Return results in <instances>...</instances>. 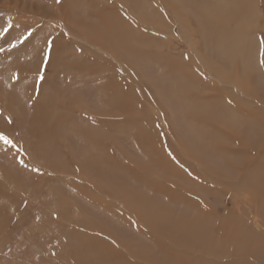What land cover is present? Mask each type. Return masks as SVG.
<instances>
[{"label": "rangeland", "instance_id": "374dc122", "mask_svg": "<svg viewBox=\"0 0 264 264\" xmlns=\"http://www.w3.org/2000/svg\"><path fill=\"white\" fill-rule=\"evenodd\" d=\"M56 1L0 0V81L4 79L6 82L0 83V135L11 141L6 143L0 139V214L10 216L8 222L0 216V264H69L68 261L74 257L68 256L67 260L60 253L62 244H67V241L68 252L78 255L77 261L81 259L79 263L91 258L92 255L87 253L92 251L105 259H113L116 264H264V151L257 150L264 145V65L259 63L257 72L260 79L254 86L248 84L250 81L243 78L244 72L238 74L232 64H227L222 75L210 74L214 83L222 84V88L224 83L229 84L227 91L240 94V101L253 108L248 116L234 113L228 117L238 129L232 130L233 135L237 133L246 147L243 151L241 146V152L236 155L229 153L230 159L233 155L237 159L232 170L218 171L213 164L196 167L194 161L212 163L210 158H218L223 151L232 149L234 143L241 140L236 139L238 136L233 137L227 143V149L217 150H211L207 143L199 144L202 138L204 142H221L225 145L213 124L207 123L210 120L207 106L194 110L196 107H192L187 100L183 104L176 100V93L182 94V90L175 89V84L179 85L185 80L182 83L190 87L188 93L191 88L195 89L193 86H200L196 82L194 85L190 83L183 70L173 71L172 67L178 69L181 61H187L190 75H193L189 78L193 80L205 74L203 66L209 68L208 62L214 69L222 67L219 62L223 61L221 57L225 56L227 46L219 44L220 55L212 50L205 35L209 22L202 20L203 17L207 18L202 14L208 11V4H213V0H138V6L137 3L134 6L128 4V0H117L128 11L124 14L129 19L126 27L130 31L129 41L123 46L113 44L115 52L105 46L109 40L112 42L110 38H102L97 43L100 25L94 22L93 17L86 15L93 11L92 4L101 7L102 0L63 1L68 26L65 29L67 35L62 38L64 40L57 38L61 32H49V28H45L49 19L64 20ZM234 1L219 0L217 6L223 11L211 10L210 14L226 16L225 28L234 37L239 51L243 48L245 34L246 46L253 47L255 58L262 60L264 0H246L248 4L244 0H236L237 9L231 8ZM130 12L136 15L139 22H143L140 32L131 24L134 16ZM82 20L87 28L76 26ZM144 26L151 28V31L159 30L158 35L148 34ZM134 29L143 38L155 39L157 47L150 50L154 55L148 58L147 64H155L153 59H159L160 77L156 82H152L155 75L150 73L157 72L156 66L148 67L149 73L143 68L140 55L147 48L144 43L134 40ZM59 42L58 52L55 46ZM129 42L137 57H123L126 66L132 70L122 80L127 89H132L130 94L134 95L127 93L123 96L125 99L129 96L128 103L132 108L129 110L133 112L127 117L121 109L112 108L109 104L108 98H115L113 89L98 91L95 87L109 84L108 79H104L101 71H98L99 67L104 68L105 72L110 71L112 77L114 74L119 78L120 69L114 60L118 53L124 54L130 49L127 46ZM98 49L102 50L101 54ZM104 52H112V59L107 58ZM72 54L73 57L69 58ZM45 57H48L47 65L43 63ZM60 57L61 71H51L49 60ZM64 59L70 63L82 59L90 70L85 74L82 64L64 63ZM249 59L247 61L254 62ZM8 67L12 70L10 77L15 73L16 79L12 77L8 81V75L6 77L2 73L9 70ZM43 67L47 85L58 91L66 86V93L59 96L56 103V95L51 92L49 95L46 90L42 107L32 110L26 108L29 105V92L35 83L30 82L37 76L39 78ZM240 77L247 81L243 86L248 87L249 94L236 87L234 80ZM114 87L117 90V87H121L120 83L116 81ZM174 89L177 92L171 94ZM139 108H145L154 122L150 108L159 111L160 121L155 122L156 126L152 125V121L148 126L141 119L144 112L142 114ZM189 111L199 114L206 121L201 120L200 123L205 125L202 129L195 126L198 128L194 135L198 140L195 141L196 148L191 140L192 135L188 137ZM35 112L38 115L34 119ZM258 113L256 125L248 122ZM96 116L97 122L94 124ZM212 122L219 124L217 119ZM82 127L91 130L96 141L97 153L94 157L103 165L99 164L97 173H92L88 167L92 149L84 146L86 142L80 130ZM149 129L154 132L151 139L145 138ZM201 132H204L203 135ZM162 142L167 144L169 159L164 154L160 155ZM143 147L155 151L161 165H168V175H162L160 170L150 172L151 167L147 169ZM207 150L211 157L205 156ZM154 153L152 160H157L153 159ZM245 160L246 164L251 160L249 167L242 166ZM34 161L38 167L34 166ZM217 162L218 166H223L222 157ZM79 163L86 167L84 171L87 173L81 179L76 174H68L78 171ZM79 171L83 173L82 168ZM194 175H200L201 179L195 181ZM203 179L217 180L221 185L213 183L210 187ZM172 188L177 191L168 200V190ZM80 241L89 251L77 246L81 244ZM145 245L148 249L143 247ZM134 254L138 257L142 255L143 259L135 258Z\"/></svg>", "mask_w": 264, "mask_h": 264}, {"label": "bare ground", "instance_id": "6f19581e", "mask_svg": "<svg viewBox=\"0 0 264 264\" xmlns=\"http://www.w3.org/2000/svg\"><path fill=\"white\" fill-rule=\"evenodd\" d=\"M64 0H59V2H58V0L56 1V4H57V6L59 7V9H60V11L63 13V16L62 17H64V20H60V21H57V20H55V19H49L48 21H49V24L48 25H46L45 26V28L46 27H48L49 29L48 30H50L49 32H61L60 33V35L57 37V38H59L60 40H64V39H62V38H65V36L67 35L66 33H65V29H68V26L66 25V23H65V19H66V15H65V12H64V10H65V8H64V2H63ZM74 1V0H73ZM103 1V4L101 5V7H98V6H95V5H93L92 4V8H93V11H89V12H87L86 13V15L87 16H90V17H93L94 18V22H96V24L97 25H100V28L99 29H97L98 31H99V33H100V35L99 34H97V43H100L102 40V38L104 39H106V37H108V38H110L111 40H112V42H110V40L108 41V44L107 45H105V46H109V48H111L112 50L111 51H113V52H115V50L116 49H114V43H116L117 45H119L120 46V44H122L121 46H123V44L124 43H126V42H128L129 40H128V38H129V28H127L126 26L128 25V23H129V19H128V17H126L125 16V14H124V12H126L127 10L121 5V4H119L118 3V1L117 0H102ZM239 1V0H238ZM62 2H63V4H62ZM218 2H219V0H213V4H211V2L208 4V7H209V9H208V11L207 12H202L203 14L202 15H206L207 16V18H205V17H203L202 18V20H206V21H208L209 22V26H208V32L206 31V33H205V35H206V38H208V41L210 42V47L212 48V50L214 51V52H216L218 55H220L219 53H218V46H219V44L220 43H224V44H226V46H227V48H226V53H225V56L224 57H221V58H223V61H220L219 63L222 65V67L220 68H217V69H214V67L212 66H210V63L208 62V64H209V68H207V67H205V66H203V69H204V72H205V74H203L201 77H199L200 79H201V81H200V79H198V80H193V79H191V78H189V77H193V75H190V68H189V64H187V61H186V63H182V61L179 63V65L181 64V66L178 68V69H176V68H173L172 67V70L174 71V70H183L184 72H185V77L188 79V81L190 82V83H194V82H196L200 87H198V86H193L195 89H192L191 88V92H189L188 93V90L190 89V87H188L187 85L188 84H186L185 86L183 85L184 83H182V82H184V81H182L181 82V84H175L176 85V88L175 89H179V90H182V94H177L176 93V96H177V102H180V103H186V100L192 105V107H196V108H193L194 110H197V109H201V108H204V107H208L207 108V111H208V116H209V118H210V120L207 122V123H212L213 124V128H215L216 130H217V132H218V134L220 133L221 134V136H222V139H223V142H224V144L225 145H223V144H220V143H217V142H215V143H213L212 141H208V142H204V141H202V138L198 141L196 138V136H194V135H196L197 134V129L198 128H196L195 126H197V127H199V129H202L205 125H202L200 122H201V120L203 119L204 120V118L203 117H201L199 114H197V113H194L193 111H189V116H188V122H187V125H188V137H189V135L191 134L192 135V142H193V144H194V146H195V148L197 147L196 145H195V143L198 141V143L199 144H202V143H207V144H209L210 146H211V150H217V149H227V143L233 138V137H236V136H238V135H233V133H232V130L233 129H235V130H238V129H236V127H234L233 126V124L231 123V120L228 118L229 116H231V114H236V115H241L242 117H245V116H248V115H250V113H248L251 109H253V108H251L249 105H247L246 104V102H243V101H240V98H241V95L240 94H238V93H229L228 91H227V87L228 86H230L229 84H227V83H224V85L225 86H223V88H222V84H217V83H214L213 82V79H212V77H210V74L211 73H215L216 75H220L221 73H222V70L224 69V68H226V66H227V64H232L233 66H234V69H235V71L238 73V74H240V73H243L244 72V77L243 78H245V79H247V81H250V83H248V84H251V85H253L254 86V84L256 83V81L257 80H259L260 79V77H259V73L257 72V68L258 67H260L259 66V63H261V66L262 65H264V54H262V60H261V58H260V60H258L257 58H255L256 56H254V54L252 53L253 52V47H251V46H246V44H247V38H246V36H245V34H244V44H243V48H242V50L241 51H239V49H238V45H237V43L235 42V40H234V37L231 35V34H229L228 32H227V30H226V28H225V22H226V20H228V18L226 17V16H224L223 14H221V13H218L217 15H212V14H210V11L211 10H218L219 12H222L223 11V9L220 7V6H217V4H218ZM244 2L246 3V4H248V1H246V0H244ZM132 4L133 6L137 3V6H138V0H128V4ZM153 3V2H152ZM255 3V2H254ZM89 4V3H88ZM154 4V3H153ZM152 4V5H153ZM251 4H252V2H251ZM231 5V4H230ZM253 5V4H252ZM56 6V7H57ZM155 6V5H154ZM156 6H159V4L158 3H156ZM155 6V7H156ZM232 7L231 8H236L237 9V7H238V2L235 0L233 3H232V5H231ZM153 7V6H152ZM227 7V6H226ZM228 7H230V6H228ZM227 7V8H228ZM98 9H100L99 11H98ZM73 10V9H72ZM90 10V9H89ZM250 10V9H249ZM95 11V14H93V12ZM128 12V11H127ZM138 13V12H137ZM130 14L131 15H133L132 14V12H130ZM139 14V13H138ZM60 15V14H59ZM202 15L200 14L199 15V17L201 18L202 17ZM134 16V18H133V20H131L132 21V25L133 26H136V28L139 30V32H140V30L142 29V26L141 25H143V22H139V19L136 17V15L134 14L133 15ZM83 18H85V15H84V13H83ZM244 19H245V12L243 13V18L241 19L242 20V22H244ZM89 25V24H88ZM76 26H78L79 28H83V27H85V28H87L88 26H87V24L85 23V22H83V20L82 21H80V22H77L76 23ZM140 26H141V28H140ZM145 27V29H146V31H147V33L149 34V33H152V34H156V35H158V32H159V30L157 31V30H154V31H151V28H149V27H146V26H144ZM60 28H62V29H64L63 31H61L60 30ZM138 30H132L133 31V33H134V40L136 41V42H138V43H140V44H142V43H144L145 44V47L147 48L146 49V51H145V47H144V50L143 51H145L144 52V54H141L140 55V57H142V61L141 62H143V68H144V70H145V72L146 73H149V71H148V67H150V66H152V65H155L156 66V68H157V72H151L150 71V73L151 74H154L155 75V77L153 76V79H151L152 80V82H156V81H158V79H159V77H160V63H159V59L158 58H154L153 60L155 61V64L152 62H150V65H148L147 63H148V58H150L151 56H153L154 54H152V52L150 51L152 48H156L157 46H156V42H155V39H153V38H151V37H146V38H143V37H141L140 36V34H138L137 33V31ZM87 31V30H86ZM84 32H85V29H84ZM103 33H105V34H103ZM142 34V33H141ZM32 37V36H31ZM30 37V38H31ZM200 37H202V36H200ZM53 38V37H52ZM88 38H89V36H88ZM87 38V39H88ZM59 39H57L58 41H59ZM203 40H204V38H203ZM54 41V40H53ZM26 42H28V41H26ZM32 42V41H31ZM86 42H88V41H86ZM55 43V42H54ZM106 43V42H105ZM149 43V44H148ZM31 44V43H30ZM58 45L60 46V42H59V44H56V46H55V50L56 51H58L59 52V47H58ZM29 46V45H28ZM127 46L128 47H130V49H127V51H126V53H124V54H122V53H118V57L116 56L115 57V60H114V62L118 65V67H119V69H120V71H119V78H117V77H115V75L113 74V77H112V74H110V71H106L105 72V69L104 68H101V67H99L100 69L98 70V71H101V73L103 74V76H104V79H108V82L107 83H109L108 85L107 84H101V85H99V86H96L95 88H97V90L99 91V90H104V91H106V88H109V90L110 89H113V96H115V98H113V97H111V98H108V100H109V104L111 105V107L112 108H119V109H121L124 113H126L125 115L127 116V117H130V115L133 113V112H131L130 110L132 109L130 106V104L128 103L129 102V100H128V97L129 96H134L133 95V93H132V95L130 94V92H133L132 91V89H127V87L125 86V84H124V81L122 80V79H125V78H127V76L126 75H130L129 73H130V70H132V69H130V66H126V64L124 63V61L123 60H125L124 58H127V59H132V57L135 59L137 56H135L134 55V53H133V50L131 49V47L133 48V46L131 45V43L129 42L128 44H127ZM247 47V48H246ZM26 48V47H25ZM97 48V47H96ZM106 48V47H105ZM104 48V49H105ZM117 48V47H116ZM119 48V47H118ZM245 48H246V51H245ZM122 49V48H121ZM141 49V48H140ZM193 49V48H192ZM136 50V49H135ZM162 50V49H161ZM264 50V49H263ZM262 50V51H263ZM98 51H99V54H101L102 53V50L101 49H98ZM104 51V50H103ZM105 51H106V49H105ZM110 51V50H109ZM142 51V52H143ZM140 52V51H139ZM105 53V52H104ZM112 53V52H111ZM110 53V54H111ZM257 53V52H256ZM106 54V56H107V58H111L110 57V54L109 53H105ZM191 54V53H190ZM3 55H5V54H3ZM13 55V54H12ZM51 55V54H50ZM73 55L74 54H72V55H70L69 56V58L71 57H73ZM4 57V56H3ZM20 57V56H19ZM56 57V56H55ZM124 57V58H123ZM138 57H139V55H138ZM6 58V57H5ZM12 58V57H11ZM46 58V57H45ZM48 58V57H47ZM46 58V60L43 62V63H46V65H47V63H48V59ZM171 58V57H170ZM233 58H237V59H233ZM252 59L254 62H252V61H247V59ZM3 59V58H2ZM8 59V58H7ZM112 59V58H111ZM166 59V58H165ZM189 59H191V55H190V57H189ZM249 59V60H250ZM14 60V59H13ZM31 60V59H30ZM140 60V59H139ZM169 60V59H168ZM171 60V59H170ZM177 60V59H176ZM204 60V59H203ZM11 61V60H10ZM64 61V63H68V64H74V63H79V64H82L84 67H85V69H84V71H86V72H84L83 71V73H87L90 69H89V67H87V65H86V62L84 61V60H82V59H80V61L78 62V61H76V62H69L68 61V59H64L63 60ZM109 61H111V60H109ZM130 61V60H129ZM150 61H152V60H150ZM3 62V61H2ZM4 62H6L5 60H4ZM62 58L60 57V58H56V59H54V58H52V59H50L49 60V68L50 67H52V68H50V70L51 71H54V70H58V71H61V70H59L61 67H62ZM193 62V61H192ZM51 63V64H50ZM140 63V62H139ZM1 64V63H0ZM2 64H4V63H2ZM146 64L148 65V66H146ZM207 64V65H208ZM216 64V63H215ZM215 64H214V66H215ZM137 65V64H136ZM176 65H177V63H176ZM191 65V64H190ZM141 66V65H140ZM1 67V66H0ZM21 67V66H20ZM27 67V66H26ZM25 67V68H26ZM115 67V66H114ZM193 67V66H192ZM13 68H16L15 66L13 67ZM18 68V67H17ZM16 68V69H17ZM24 68V69H25ZM29 68V67H28ZM151 68V67H150ZM216 68V67H215ZM5 69V68H4ZM8 69L9 70H4V71H2V73H4V74H6V77H7V75H8V81L10 80L9 78H15L14 76H15V73L14 74H12V75H14V76H12V77H10L11 76V73H12V70H10V67H8ZM12 69V68H11ZM19 69V68H18ZM36 69V68H35ZM170 69V68H169ZM240 69H241V72H240ZM262 69V68H261ZM20 71H21V69H19ZM49 70V71H50ZM171 69L168 71L170 74H171V71H172ZM199 70V69H198ZM264 70V69H263ZM20 71H18V72H20ZM34 71V70H33ZM153 71V70H152ZM1 72V71H0ZM24 72V71H23ZM48 72V71H47ZM118 72V71H117ZM116 72V73H117ZM129 72V73H128ZM167 72V71H166ZM167 72V73H168ZM201 72H203V71H201ZM228 72V71H227ZM232 72H234V70L232 71ZM1 73V74H2ZM20 73H22V72H20ZM33 73V72H32ZM40 74V76H39V78H37L36 77V79L35 80H33V82H30V83H34L33 84V89H31V91L29 92V95H28V103L27 104H29L28 105V107H26V108H32V110H33V108L35 109V110H37L38 108H41L42 107V105H41V103L42 102H44V96L43 95H46V90H47V94H49V95H51V94H55L56 95V97L55 98H57V100H56V103H58V97L59 96H63L65 93H66V86L65 87H63V88H61L62 90H60V91H58V90H56V89H54V88H52V87H50L49 85H47V83H48V79L46 78V77H44V75H45V67H43V68H41V70H40V72H39ZM100 73V72H99ZM225 73V72H224ZM19 74V73H18ZM24 74V73H23ZM22 74V75H23ZM145 74V73H144ZM162 74V73H161ZM166 74V73H165ZM179 74H181V73H179ZM232 74V73H231ZM21 75V76H22ZM24 75H26V74H24ZM31 75H33L34 76V74H31ZM47 75V74H46ZM163 75V74H162ZM222 75V74H221ZM20 76V75H19ZM18 75L16 76V77H19ZM27 76H28V74H27ZM42 76V77H41ZM175 76V75H174ZM227 76V75H226ZM234 76V75H233ZM236 76V75H235ZM262 76L264 77V74H262ZM0 77H2L1 75H0ZM4 78V77H3ZM2 78V79H3ZM141 78V77H140ZM228 78V77H227ZM226 78V79H227ZM230 78V77H229ZM242 77H240V79H238L237 78V80L235 79L234 80V82H235V85H236V87H241L239 90L240 91H242V92H244V93H246V94H249L248 93V87L247 86H243L246 82L244 81V79L242 78ZM16 79V78H15ZM22 79V78H21ZM29 79V78H28ZM176 79V78H175ZM4 80V79H3ZM3 80H1L0 81V83L1 82H3V83H6V82H4ZM5 80H7V79H5ZM12 80V79H11ZM133 80V79H132ZM142 80H143V78H142ZM177 80V79H176ZM17 81H18V79H17ZM16 81V82H17ZM32 81V80H31ZM47 81V82H46ZM60 81L62 82V80L60 79ZM119 82L120 83V86L121 87H117V90H115V87H114V83L115 82ZM129 81H131V80H129ZM140 82L139 80H136L135 82ZM171 81H173V80H171ZM179 82H180V80H178ZM55 82V81H54ZM8 83V82H7ZM24 83V82H23ZM40 83H42V87L40 88ZM142 83V82H141ZM11 84H12V82H11ZM10 84V85H11ZM15 86H16V84H15V82L13 83ZM29 84V83H28ZM4 85V84H3ZM10 85H9V87H10ZM63 85V84H62ZM157 85V84H156ZM174 85V86H175ZM194 85V84H193ZM1 86V85H0ZM13 86V85H12ZM25 86H27L26 84H25ZM52 86V85H51ZM5 87H8V85L7 86H5ZM19 87V86H18ZM136 87H139V85H136ZM169 87V86H168ZM22 88V87H21ZM26 88H28V87H26ZM40 88V90H39V92H38V94L37 95H35V93H36V90H38ZM173 88V87H172ZM171 88V89H172ZM5 89V88H4ZM8 89V88H7ZM10 89V88H9ZM13 89H14V86H13ZM29 89V88H28ZM174 89V91H172L171 92V94H173V92H177V90H175ZM43 91L44 90V92L43 93H41L40 91ZM173 90V89H172ZM20 91H21V89H20ZM95 90L93 89V92H94ZM130 91V92H129ZM3 92V91H2ZM22 92V91H21ZM50 92H51V94H50ZM23 93V92H22ZM22 93H21V95H22ZM27 93V92H26ZM127 93H129V96H127L126 97V99H125V97H123V96H125V94H127ZM3 94V93H2ZM100 94V93H99ZM25 95V94H24ZM82 95H83V93H82ZM20 97V96H19ZM99 97V96H98ZM22 98V97H21ZM20 98V99H21ZM81 99H82V96L80 97ZM5 99V98H4ZM24 99V98H23ZM22 99V100H23ZM0 100H2V99H0ZM7 101L9 102L10 100L7 98ZM24 101H26V100H24ZM27 102V101H26ZM82 102L84 103V100L82 99ZM132 102H134V101H132ZM2 103V102H1ZM4 103H5V101H4ZM53 103H54V101H53ZM11 104V103H10ZM252 104V103H251ZM5 105H7L6 103H5ZM84 105V104H83ZM53 106V105H52ZM7 107V106H6ZM129 108H131L130 110H129ZM186 108V107H185ZM139 109H141V111H142V114H143V112H144V116L142 115V117H141V119H144L145 120V122H146V124L148 125V126H151V121L153 122L152 123V125H154V126H156V124H155V122H158V121H160L159 119H160V113H159V111L156 109V108H150L151 109V114H152V116H153V118H154V120H155V122L153 121V119H152V117L147 113V111H146V109L145 108H139ZM38 112V111H37ZM37 112H35V115H33V117H34V119L35 118H37V115H38V113ZM63 112V111H62ZM61 112V113H62ZM120 112V111H119ZM122 112V113H123ZM139 112V111H138ZM10 113V112H9ZM66 113V112H65ZM134 113H136V112H134ZM260 113H258V114H256V115H253L252 116V119L250 120V121H248V122H251V124L252 125H256L257 123H258V121H257V118H258V115H259ZM61 115H63V114H61ZM137 115V114H136ZM11 116H13V114H11ZM67 116V115H66ZM66 116H64L65 117V119L67 118ZM8 117V116H7ZM14 117V116H13ZM52 117H54V114L52 115ZM34 119H33V121H34ZM65 119L63 120V121H65ZM112 119V118H111ZM114 119V118H113ZM131 119H133V118H131ZM157 119V120H156ZM214 119H217V120H219V124H214L212 121L214 120ZM221 119H223V120H221ZM106 120V119H105ZM57 121H59L60 122V120L58 119V116H57ZM130 121V120H129ZM96 122H97V116H96V118H95V121L93 120V123L94 124H96ZM204 122H206L205 120H204ZM190 124V125H189ZM206 124V123H205ZM120 125V124H119ZM82 126V125H81ZM112 126V125H111ZM80 127V126H79ZM118 127V126H117ZM258 127V126H257ZM107 128V127H106ZM137 128V127H136ZM135 128V129H136ZM149 128V127H148ZM153 128V127H152ZM156 128V127H155ZM122 129H124L123 127H122ZM214 129V130H215ZM80 130L82 131V135H83V137L85 138V148L86 149H92L91 150V152H92V154H91V156H90V158L88 159V160H90L91 159V162H90V164H88V167L93 171L92 173H97V170H98V167L102 164V163H100V161L97 159V158H95L94 156L96 155V141H95V139L92 137V135H91V133H90V131L91 130H86L84 127H82V128H80ZM110 131H111V129H109ZM136 130H138V129H136ZM156 130H157V128H156ZM200 131V130H199ZM204 131V130H203ZM34 132H36V131H34ZM113 132H114V130H113ZM133 132V131H132ZM235 132V131H234ZM32 133H33V131H32ZM140 133V132H139ZM202 133V132H201ZM204 133V132H203ZM203 133H202V135H203ZM31 134V133H30ZM143 134V133H142ZM153 134H154V132H150V129H149V132H148V130H147V132H146V135H145V138H147V139H151V137L153 136ZM212 134V133H211ZM186 135V134H185ZM31 136V135H30ZM29 137V136H28ZM196 137V138H195ZM240 136H238V137H236V139L238 138V139H240L241 141H242V143H240L241 141H237V142H235L234 143V146L235 147H233L232 149H230V150H227V151H223V153L221 154V155H218L219 157H222V163H223V166H218L217 165V160L219 159V157L218 158H216V159H212V158H210V161L212 162V163H208V162H203L202 160H200V161H194V163L196 164V167H199V165L201 164L202 166H207V164H213V166H214V168L216 169V170H224V169H230V170H232L235 166V164H236V162H237V159H236V157L233 155L232 156V158L230 159V154L229 153H231V154H238V152L241 150V146H242V149H243V151L244 150H246V147H245V143H244V141L241 139V138H239ZM243 137V136H242ZM220 138V137H219ZM31 139H33V138H31ZM122 140V139H121ZM141 140H143L144 141V139L143 138H141ZM37 141V140H36ZM196 141V142H195ZM214 141V140H213ZM227 141V142H226ZM35 142V141H34ZM140 142V141H139ZM137 143V142H136ZM143 143V142H142ZM237 143H239L238 144V146H236V144ZM141 144V143H140ZM149 144V143H148ZM242 144V145H241ZM247 144V143H246ZM137 145V144H136ZM144 145H146V144H144ZM140 146V145H139ZM149 146H151V145H149ZM148 146V147H149ZM145 147V146H144ZM143 147V148H144ZM146 147H147V145H146ZM154 147V146H153ZM157 147V146H156ZM252 149H255L254 147H252ZM203 151H204V149H202ZM251 150V149H250ZM258 151H264V145H262V147L261 146H259L258 147V149H257ZM256 150V151H257ZM155 151H153L152 149H150V148H144V151H143V155L146 157V159H147V163H148V167H147V169L149 170V168L151 167V171L150 172H153V171H155V170H160V172H161V174L162 175H168L169 174V171H168V165L166 164V163H163L162 165H161V163H160V158L158 157V155H157V153H156V155H155V153H154ZM201 152V151H200ZM206 152V151H205ZM204 152V153H205ZM212 152H214V151H212ZM212 152H211V155H212ZM241 152V151H240ZM251 152V151H250ZM152 153H154V156H155V158H153V159H157V160H152ZM202 153V152H201ZM215 153V152H214ZM217 153V152H216ZM159 154V153H158ZM164 154V156L166 155V157L168 158V157H170V155H169V151H168V148H167V144H164L163 142L161 143V146H160V155H163ZM208 154H210V153H208V150H207V152H206V157L207 156H210V155H208ZM228 154H229V156H228ZM143 157V156H142ZM161 157V156H160ZM184 157H186V156H184ZM211 157V156H210ZM214 157V156H213ZM226 157V158H225ZM195 158V157H194ZM240 158V157H239ZM80 159V158H79ZM169 159V158H168ZM184 159V158H183ZM192 159V158H191ZM182 160V159H181ZM185 160H187L188 161V159L186 158ZM198 160V159H197ZM17 162H21V160H16ZM177 161H179V160H177ZM246 161L247 160H245L244 161V163H243V165L242 166H244V168L248 165V167L250 166V161H248L247 162V164H246ZM252 161H254V160H252ZM186 162V161H185ZM188 162H191L190 160L188 161ZM230 162H232L233 163V165L230 163ZM257 162V161H256ZM146 163V164H147ZM100 164V165H99ZM189 163H187V165H188ZM82 165V166H81ZM87 165V164H86ZM34 166L35 167H38V166H36L35 165V161H34ZM102 167H103V165H101ZM77 167H78V169L79 170H81V168H82V171H83V173L81 172V171H76V172H69L68 174H76L78 177H79V179H81L83 176H84V174H87L85 171H84V168H86V167H84L83 166V164H81V163H79V165H77ZM101 167V168H102ZM146 167V166H145ZM190 167V166H189ZM191 169V168H190ZM242 169V168H241ZM101 170V169H100ZM192 171H195V169L193 168V169H191ZM90 171V170H89ZM146 171V170H145ZM149 173V172H148ZM172 173V172H171ZM150 174V173H149ZM173 174V173H172ZM173 177V176H172ZM194 179H195V181H196V179L197 180H200L201 179V177H200V175L199 176H197V175H194ZM206 183H209V186L211 187L212 185H213V183H218V185H221V182H219V181H217V180H205V179H203ZM202 183V182H201ZM197 184V183H196ZM160 191V190H159ZM175 191H177V189L176 188H172V189H170V190H168V200H170L171 199V197L173 196V194H174V192ZM193 193V192H192ZM177 194V193H176ZM195 196H197L196 194H195ZM194 196V197H195ZM184 197V196H183ZM187 198V197H186ZM197 198V197H196ZM194 202V201H193ZM183 205V204H182ZM191 208V207H190ZM257 213V212H256ZM2 215V219H6L7 220V222L10 220V216H8V217H6L3 213L2 214H0V216ZM57 227V226H56ZM56 227H54V229L56 228ZM56 230L58 231V228H56ZM68 233H66L65 235H67ZM73 237L75 238V234L73 235ZM70 241H72V240H70ZM73 242V241H72ZM81 242V241H80ZM162 245V244H161ZM62 246H63V249L61 250V249H59V250H61L60 251V253L62 254V256L64 257V258H67V260H69V257L68 256H70V258H71V256H73L74 257V259H72V261H68L69 262V264H116V262L113 260V259H111V258H108L107 257V259H105L103 256H101L100 254H98V253H96V252H92V251H90L89 253H87L88 255L89 254H91L92 255V257L91 258H87L86 256V258L87 259H85L84 261H81V263H79L80 262V260L81 259H78V261H77V258H78V255L76 256V255H74V254H72L71 255V253H69L68 252V246H69V243H68V241H67V244H66V242L64 243V244H62ZM79 248H82L83 250H85V251H89V250H87L86 248H85V246H84V244L81 242V244H79V245H77ZM145 249H148V246L147 245H145V246H143ZM62 248V247H61ZM167 250V249H166ZM261 250V249H260ZM67 255V256H66ZM161 255V254H160ZM258 256V255H257ZM134 257L135 258H138L139 260H142L143 259V257H142V255H140L139 257L136 255V254H134ZM81 258V257H80ZM103 258L105 259V260H103ZM262 261V260H261ZM257 263V262H256Z\"/></svg>", "mask_w": 264, "mask_h": 264}, {"label": "snow or ice", "instance_id": "6c2138e0", "mask_svg": "<svg viewBox=\"0 0 264 264\" xmlns=\"http://www.w3.org/2000/svg\"><path fill=\"white\" fill-rule=\"evenodd\" d=\"M0 139H4L6 143H11V141H9L6 137H3L2 135H0Z\"/></svg>", "mask_w": 264, "mask_h": 264}]
</instances>
